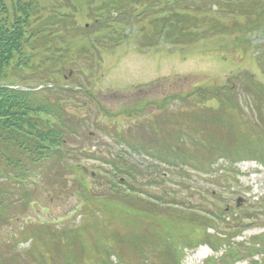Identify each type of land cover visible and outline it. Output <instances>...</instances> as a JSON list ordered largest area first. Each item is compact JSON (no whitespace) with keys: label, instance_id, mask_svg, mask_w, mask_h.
<instances>
[{"label":"trees","instance_id":"obj_1","mask_svg":"<svg viewBox=\"0 0 264 264\" xmlns=\"http://www.w3.org/2000/svg\"><path fill=\"white\" fill-rule=\"evenodd\" d=\"M157 1L116 0L118 2L116 4L119 5L118 9L123 8L124 12L132 15L131 10L127 11L128 5L136 3L149 7L148 3L150 5ZM185 1L162 0L164 15L159 21L160 24L155 25L150 33L143 34L139 46L145 49L155 47L163 40L171 45H185L224 33L227 26L214 20L216 18L213 15L216 13L243 16L244 23L239 30H235L240 34L264 27V0ZM64 2L69 13L53 11L42 15L44 6L37 0H0V80L9 74L12 78L28 81L25 86L0 83V224L25 215L28 205L42 192L52 194L55 193L54 189L63 188L65 185L62 177L69 169L66 159L71 155L69 148V143L73 141L71 138L87 140L83 136H88L89 129L100 126L96 119L97 113L102 111V103L99 97L93 94L91 86L102 58L100 46L94 45L89 38L94 33L109 30L113 23H121L120 25L124 26L130 23L128 16L116 21L115 17L120 13L114 5L112 11L116 16L109 11L101 13V17L98 18L90 11L88 13L90 22L78 27L75 7L69 0ZM165 5L172 7L167 9ZM213 7L218 8L219 12L213 10ZM232 28L235 29V26ZM77 37L84 38L86 43L89 40L88 45L77 48L69 55L68 47L64 44L67 40ZM23 47H27L28 50H40L42 54L38 60H32V55L24 53ZM105 47L109 46H101L102 49ZM261 52L258 54L257 66L264 76V50ZM18 55L22 58L13 62ZM243 75L245 82L248 83V89L234 91V86L225 83L221 86L212 85L207 87V90L205 88L206 91L203 90L205 92L200 94L201 99L215 101V108L200 107L199 97L188 99L185 103V100L180 98L182 96H179L172 98L170 103H162V114L161 112L153 114L151 117L154 118L148 119V125L152 129L150 135L155 141L159 140L157 137L161 136V133V138L167 140L164 141L165 145L158 143L153 146L152 148L156 149L152 154L159 152L158 159L166 168L165 172L168 175L177 172L182 178L179 183L185 187H188L184 179L187 172L182 170L185 165L198 171L207 169L211 173H216L219 169L223 170L222 167L212 169L220 157L227 158L230 164L242 156L258 157L264 163V130L261 129L264 128V83L256 81L248 72ZM239 95L246 100H240ZM175 100L184 102L186 107L182 108L183 104L171 111L169 108L174 107ZM70 101L75 106L76 113L66 109V103ZM250 101L253 106L249 105ZM169 105L171 107H168ZM244 106L250 112L255 107L259 119H247ZM90 119L93 120L89 122ZM217 125L219 127L214 132ZM159 126L162 128H157ZM203 152L209 154L205 157ZM117 156L119 158L113 160L114 168L109 170L112 178H105L100 182L99 189L102 188L103 191H98L97 194L82 191L83 217L77 225L73 226L72 223L66 222L57 227L52 223L37 225L26 223L16 239L0 240V264H113L108 262V254L98 255L99 247L93 249L91 257L76 255L77 251L84 253L87 247H91L83 241L75 243L79 238L83 240L82 237L88 239L94 237V241L89 242L94 244L93 247L97 244L105 246L103 244L106 241L113 253L123 243L132 241L130 230L126 232L129 228L126 223L128 219L125 217L117 224L113 218L105 216V207L95 201L99 199L118 201L134 208L128 204L135 199L130 196L132 191H135L132 184L145 188L164 180L163 173H159L157 181L152 172L147 174V170L138 169L123 156L119 154ZM200 157L204 158L206 165H202ZM229 170L235 172L234 168ZM232 174L229 176L234 181ZM137 176L142 178L137 179ZM119 177L125 178L123 184L119 182ZM145 177L146 180L143 181ZM218 177L217 184L230 183L225 173ZM104 186L107 191H104ZM173 192L175 193L166 190L170 197H173ZM160 195L162 199L163 193ZM201 208L196 209L197 213L184 212L186 210L166 213L178 219L180 223L204 229L202 215L205 214ZM110 224H114L115 227L110 228ZM240 225L238 221L234 225L224 226L238 229L241 228ZM121 230L126 233H121ZM156 233V236L151 238L152 241H146L144 245L154 244L155 253L149 251L151 256L147 257L152 258L156 255L157 260L162 262L163 256L170 255V248H162V251L158 249L157 244L160 241L157 240L161 234L159 230ZM203 234L201 236L206 241L214 243V249L227 243L226 238L238 235L233 233L222 238L217 234H206L204 230ZM36 237L39 241L35 239ZM32 238L33 242H39L40 246L31 245L24 250L16 249L17 241ZM250 242L249 246L240 244L239 247L229 243L218 261L231 264L249 258L247 264H264V233L255 235ZM159 245L162 246L161 243ZM73 246L74 249L71 251L70 248ZM140 247L144 249L142 245ZM95 252L98 253L94 254ZM255 256L258 259H253ZM85 258L89 260L85 261ZM128 260H121V263L134 264V260ZM143 263L144 261L136 264ZM114 264L120 263L118 261Z\"/></svg>","mask_w":264,"mask_h":264},{"label":"rangeland","instance_id":"obj_2","mask_svg":"<svg viewBox=\"0 0 264 264\" xmlns=\"http://www.w3.org/2000/svg\"><path fill=\"white\" fill-rule=\"evenodd\" d=\"M37 1L44 6L42 15H47L53 11L70 12L64 0ZM69 1L75 7V19L78 27L90 21V18L87 17L90 11L92 15L101 17V13L105 14L112 11V6L115 5L117 9L119 7L116 0ZM148 6L136 3L128 5L129 10L130 7L133 9L132 15L124 12L123 8L118 9L120 14L115 17L116 21H119L123 16H128L130 18L129 25L113 23L109 30L94 33L89 38L94 45L100 46L102 61L97 76L92 80L91 89L93 94L101 100L103 113L99 114L97 120L102 128H106L108 135L106 136L102 129L96 130L95 133H92V137L84 142L75 139L76 137L71 138L75 141L69 143L71 155L67 157L66 161L70 167L62 177L65 180L63 188L57 187L54 189L55 193L52 194L42 192L28 205L25 215L11 219L8 223H1L0 240L16 239L22 226L27 222L32 223V225L52 223L57 227L66 222L72 223L73 226L77 225L83 217L84 194L81 195L82 191L85 190L86 193L88 191L91 194L103 191L102 188L99 189L100 182H103L105 178H112L109 170L114 168L113 160L119 158L117 154L126 158L138 169L147 170V174L152 172L159 180V173L165 172L166 168L158 161L160 153L152 154L156 149L152 147L158 143L165 145L164 141L167 142V140L161 138V133V136L157 137L159 140L155 141L154 137L150 135L152 129L148 125V119L154 118L151 117L153 114L156 115L159 112L162 114V103H170L172 98L179 96H182L180 98L185 100V103L188 99L199 97L201 100L200 107L215 108V101L201 99L200 94L205 92L207 87L230 83L235 87L234 91L248 89V83L245 82L243 75L246 72L252 74L256 81L264 83V76L257 66L258 54L264 50V27L240 34L235 30H239L241 24L244 23L243 16L216 13L213 15L216 18L214 20L227 26V31L224 33L211 35L185 45H171L161 39L162 42L158 46L145 49L139 46L143 34L150 33L155 25L160 24L159 21L164 15L162 0L150 5L148 3ZM165 7L170 9L172 5H165ZM215 10L219 9L215 8ZM233 26L235 29L232 28ZM88 42L86 43L84 38L77 37L67 40L64 46L68 47V54L70 55L77 48L88 45ZM107 45L109 47L101 48V46ZM136 47L140 50H137ZM26 48L23 47V52L32 55V60H38L42 54L39 52L40 50H28ZM20 58H22L21 55L16 56L13 62ZM0 83L25 86L28 81L12 78L8 74L2 77ZM208 90L212 91L213 89ZM238 98L246 100L240 95ZM101 103L99 104L101 105ZM248 103L253 106L252 101ZM66 104L71 105L73 103L70 101ZM183 104L184 102L175 100L174 107L169 109L173 111ZM183 106L182 108L186 107L185 104ZM243 110L247 112V119H259V113H256L255 107L251 112L245 106ZM218 127V125L215 127L214 132ZM157 128L161 129L162 127ZM261 129L264 130L262 127ZM187 144L189 145V143ZM239 144L241 145V143ZM208 154L209 152H203L205 157ZM199 160L202 165L207 164L204 158L200 157ZM262 163L258 157L242 156L235 164L234 162L230 164L227 158L220 157L215 161L212 169L217 170L222 167L223 171L216 173L205 171L200 173L194 168L188 167L189 165H185L182 170L187 172L185 183L188 187L179 184L182 178L177 172L172 175L165 173L164 180L160 184L157 182L145 187L154 191L156 196L163 193V199L159 201L154 197L146 198L145 194L132 193L129 195L135 199H132L133 202L128 204L134 208L118 201L96 200L95 202H99L105 207V216L113 218L117 224L125 217L128 219L126 223L129 228L126 232L130 230L132 241L123 243L113 253L111 246H107L109 243L106 241L103 244L105 246L97 244L93 247L94 244L89 242L94 241V237L92 239L82 237L83 240H79V238L75 243L78 244V242L83 241L91 247H87L84 253H79L80 250L77 251L76 255L91 257L93 249L99 247L100 251L98 252L100 253L98 255L108 254V262L113 264L118 261L120 264H126L121 263V260L129 261L128 259L134 260V264L143 261V264H149V261L151 264H163V262L168 264H225L218 260L229 243L234 247H239L240 244L249 246L251 238L264 233V215L260 217L261 214H259L262 211V203H264V165ZM230 165L236 168V173L228 171ZM221 172L233 173L234 181L228 175L231 182L228 188H222L219 183H216ZM139 178L142 177L139 176ZM139 178L137 177V179ZM124 182L125 179L123 178L121 183ZM104 189L107 191L106 186ZM166 190L175 191L172 193L173 197L168 196ZM237 198H241L238 206L236 204ZM170 199L179 203L165 202V200ZM197 205L205 207L204 209L210 214L211 209H216L217 212L214 214L217 216L221 215L219 211H223L224 215L230 216V220L229 218L214 220L212 216L202 215L205 228L199 229L188 223L187 225L180 223L177 221L178 219L170 217L166 213L181 210L197 213ZM250 208L252 211L249 210ZM243 210H248L247 213L252 212L253 216L252 218H245L246 222L241 228L235 230V228L230 229L224 226L226 223H233L232 218L239 221ZM256 214L259 215L256 216ZM109 227H115V225L110 224ZM158 230L161 237L157 241L162 243V246L159 245L160 243L157 244L158 249L162 251V248H170L169 256L162 257L160 255L162 262L157 260L156 255L152 258L147 257L151 256L150 252L154 251L153 253H155L154 244L144 245L146 241H152L151 238L156 236ZM203 230L206 234H217L222 238L233 233H239V235L237 238H226L227 243L214 249V243L210 240L206 241L201 236ZM124 231L121 230V233H126ZM33 236L35 237L34 234ZM35 239L39 241L38 237ZM33 240L32 238V240L17 241L16 249L24 250L31 245L40 246L39 242L35 243ZM141 245L144 249H141ZM73 249L74 246L70 248L71 251ZM66 256L68 257V255ZM253 259H257V257L255 256ZM88 260L85 258V261ZM248 260L249 258H243L231 264H247Z\"/></svg>","mask_w":264,"mask_h":264}]
</instances>
